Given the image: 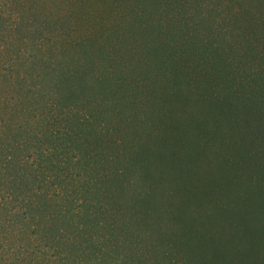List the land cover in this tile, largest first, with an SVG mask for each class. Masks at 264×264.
Masks as SVG:
<instances>
[{"label": "rangeland", "instance_id": "1", "mask_svg": "<svg viewBox=\"0 0 264 264\" xmlns=\"http://www.w3.org/2000/svg\"><path fill=\"white\" fill-rule=\"evenodd\" d=\"M256 163L264 0H0V264H264Z\"/></svg>", "mask_w": 264, "mask_h": 264}, {"label": "trees", "instance_id": "2", "mask_svg": "<svg viewBox=\"0 0 264 264\" xmlns=\"http://www.w3.org/2000/svg\"><path fill=\"white\" fill-rule=\"evenodd\" d=\"M213 104H211L209 107L211 108V109H213L214 110V102H212ZM216 105V104H215ZM256 164H258L260 167H259V169L261 170V171H263L264 170V165H261V164H259V163H256ZM255 164V165H256ZM221 172V171H220ZM222 174V173H221ZM223 175V174H222ZM48 177V176H47ZM237 179V177L236 176H230V175H228V176H224V177H222V181H225V180H230V181H234V182H238V180H236ZM259 180V179H258ZM262 180L264 181V178H262ZM258 182H261V180H259ZM256 191L258 192V188H256ZM260 199H264V190H262L261 189V191H260ZM200 242V241H199ZM201 243V242H200ZM220 255H222V254H220Z\"/></svg>", "mask_w": 264, "mask_h": 264}]
</instances>
